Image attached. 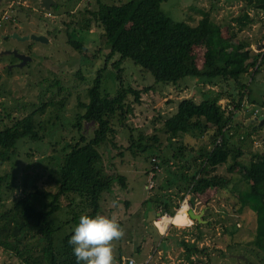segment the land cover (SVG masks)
<instances>
[{
    "label": "rangeland",
    "instance_id": "obj_1",
    "mask_svg": "<svg viewBox=\"0 0 264 264\" xmlns=\"http://www.w3.org/2000/svg\"><path fill=\"white\" fill-rule=\"evenodd\" d=\"M56 1L58 2L56 9L50 8L47 14V11L42 9L38 12L33 11L29 0H0V15L5 12L8 20L12 19L0 24V34L7 35L17 31L32 32L47 38L45 43L29 42L32 61L23 68L11 69L10 73H6L3 64L12 61L13 58L9 54H0V128L3 127L2 125H9L14 118L28 113L32 109L31 103L37 105L46 100L50 95V89L44 91V88L57 76L63 80V83L72 85L70 95L68 94L63 107L58 111V116L61 118L56 120L58 126L60 122H64V119L71 117L76 110L75 93L80 95V99H85L84 87L91 82L96 69L103 63L107 50L101 30L92 20L87 24L84 22L87 17H90L87 11L96 8L94 0ZM124 1L127 0L122 2ZM160 10L173 20H184L192 25L200 18L202 11H209L210 19L223 22L220 29L223 30V36L227 37L230 31L228 27L231 25L229 17L236 15L241 10V6L240 2L235 0H166L160 4ZM27 13L30 14L29 17ZM248 14L252 17V23L235 34V41H242L246 44V48L258 52L261 45L257 50L255 47L259 41L262 43L264 38V10L257 12L248 10ZM36 16L42 18L38 19ZM67 30L75 39H79L82 35L81 49H75L67 42L65 33ZM16 41L4 40L0 43V49L12 46L23 48V43L19 44ZM202 50L200 43L191 48V52L196 55L197 65L202 61ZM117 58L114 56L107 61L100 82L102 96L107 99L119 89L116 81V67H110V62ZM77 68L80 69L84 80H78L72 76ZM117 68L120 70V78L125 86L141 89L144 85L151 84L149 73L129 59L121 61ZM253 78L248 80L250 81L248 94L254 102L245 99V96L243 100L242 97L240 112L234 116L240 122V127H231L229 132L234 135L232 140H235L244 152L264 154V116L261 114L264 113V66L253 75ZM233 88L224 83L210 84L191 79L184 83L168 84L155 91L141 92L137 104L132 102L131 95L126 96L125 102L129 103L131 111L122 121L124 125H120L114 117L112 124L116 131L112 139L115 146L106 145L99 148L101 156L96 163V166L110 177L122 175L124 187L120 188L115 181H112L110 192L102 195L101 236L91 245L82 242V246L86 247L84 253L91 257L87 264H110L109 257L114 256L118 249L122 255V262L133 260L135 264H264V251L258 250L252 243L254 212L246 206L238 210V199L233 195L235 191H231L234 188L233 184L243 189L245 182L248 183L241 169L233 167L227 171L225 166H219L212 180L221 177L222 181L226 179L229 182L227 187L219 189L210 187L206 180H202L204 177L200 179L201 185L193 190L189 183L183 185L184 187L178 183L182 164L186 167L181 170L186 173L191 174L197 170V175L211 177L212 173L209 171H199L200 159L192 160V158L197 155L196 152L201 147L210 148L212 128L189 130L176 137L169 145L167 134L162 127L163 117L174 110L177 101L191 95L195 96L196 101L203 92L209 97L217 96L222 109H231V105L225 106V104L226 100L235 99L238 95V87ZM42 91H44V97L42 96L43 98L39 101V93ZM243 91L245 93V90ZM23 105L25 108H21ZM246 109H249V112L244 111ZM54 113L52 106H46L41 112L35 113L34 119L39 122L48 118L52 119ZM259 115L262 121L257 127V123H260ZM251 124L254 126H250ZM128 126L132 128L134 138L138 134L144 137L155 135L156 145L159 144L158 147L164 150L170 148L171 151L172 148L181 146L182 156L160 166L153 163L160 162L161 158L149 154L145 157V154L139 152L131 154L127 150ZM57 129L58 127L54 132L59 134ZM90 129L89 126L88 130H82L85 137L88 136ZM67 132L68 134H63V137L61 134L64 130H60L59 135L68 142L71 135L69 133L72 132ZM71 136H74V133ZM51 143L53 145L47 147L43 156L34 153V157H31V160L28 159L26 163L19 159L15 160L13 162L15 176L13 181L9 180V183L14 182L20 187L21 183L25 182L29 189L36 183L47 188L48 186L43 185L42 173L52 170L54 162L48 161L46 157L53 156L59 160L62 157L61 141L56 135ZM39 144L40 142H28L24 147L33 152L38 150ZM190 147L194 152L189 151ZM250 154L243 155L241 158L247 160ZM10 165L11 163L2 164L0 173L9 171ZM7 190L2 193L3 208L10 207L11 198L16 197L19 192V188ZM159 197L169 199V209L172 210L169 216L175 219V222L168 223L163 231L155 226L158 214L163 212L161 203H157ZM183 199L188 201V207L194 213L201 212V221L191 219L185 213L179 216L186 208L175 216ZM170 213L168 210L167 214ZM227 228L236 229L230 236ZM29 234L32 237H23L22 241H28L30 252L35 255L40 251V246L32 244L37 241L39 235L35 231ZM228 244L229 246H226ZM185 246L195 250L203 249V253L192 251V249L187 253ZM95 250L100 251L102 256H97ZM107 255L108 257H105ZM0 264H20V261L13 252L3 251L0 248Z\"/></svg>",
    "mask_w": 264,
    "mask_h": 264
},
{
    "label": "trees",
    "instance_id": "obj_2",
    "mask_svg": "<svg viewBox=\"0 0 264 264\" xmlns=\"http://www.w3.org/2000/svg\"><path fill=\"white\" fill-rule=\"evenodd\" d=\"M110 1L94 0L96 8L88 10L90 17L84 20L86 24L92 20L95 26L100 28L107 52L104 54L101 67L96 69L91 82L84 87L85 99H80V95L75 93L77 108L72 116L56 125V120L61 119L58 111L72 90V85L63 83L57 76L44 88V91L50 89V95L46 100L37 105L31 103L32 109L28 113L14 118L9 125H2L0 128V169L2 164L11 163L9 171L0 173V248L13 252L20 264L89 263L91 257L84 253L86 247L82 246V242L91 245L101 236L102 195L110 192L112 181L120 188L124 187L122 175L110 177L97 167L96 163L101 156L99 148L106 145L115 146L112 139L116 131L112 124L114 117L120 125H124L122 121L131 111L129 103L125 102L126 96L131 95L132 102L137 104L141 92L155 91L168 84L174 85L197 79L210 84L224 83L231 88L234 87L233 89L238 87L239 93L235 99L226 100L225 106L231 105V109H222L217 96L209 97L203 92L200 93L198 101L193 95L178 100L174 110L162 116V127L167 134L169 145L176 137L189 130L212 128L210 148L201 147L192 158L200 159L199 171H209L212 173L211 177L199 176L197 170L191 174L186 173L181 170L186 167L182 164L178 183L182 187L189 183L193 190L201 185L200 179L204 177L202 180H206L210 187L219 189L229 184L228 180L222 181L221 177L212 180L219 166H225L227 171L233 167L241 169L248 183L243 180L245 182L243 189L233 184L234 188L231 191H235L233 195L238 199V210L246 206L254 212L252 243L258 250L264 251V154L244 152L235 140H232L234 135L229 132L231 127H240V122L234 116L240 112L242 97L243 100L245 96V99L254 102L248 94L250 91L248 80L264 66V45L263 51L256 52L246 48L242 41H235V34L252 23L248 10L255 12L264 10V0H235L240 2L241 10L229 17L231 25L228 27L230 31L227 37L223 36V30L220 29L223 22L210 19L209 11H202L200 18L192 25L184 20H173L164 14L160 10V4L166 0L124 2L112 0V3ZM57 6L51 8L56 9ZM232 26L235 29H232ZM65 33L67 42L73 48L83 47L82 35L75 39L70 31L67 30ZM199 43L203 50L202 61L197 65L196 55L191 52V48ZM114 56L118 58L110 62V67H116L119 89L107 99L102 96L100 82L107 61ZM124 59L131 60L133 64L149 73L151 84L144 85L141 89L125 86L117 68ZM72 76L84 80L79 68ZM44 91L39 93V101L44 97ZM46 106L53 107L55 113L52 119L36 121L35 113L41 112ZM247 110L249 111V109L244 111ZM252 125L254 126V124L250 126ZM89 126L90 132L85 137L82 130H88ZM57 127L59 134L60 130H64L61 134L63 137V134H68L67 131H71L72 133H69L71 135L74 133V136L70 135L67 142L54 132ZM127 130L129 141L127 150L131 154L139 152L145 154V157L149 154L161 158L160 162L153 163L160 166L182 156L181 146L172 148L171 151L170 148L164 150L158 147L159 144L156 145L155 135L144 137L138 134L134 138L132 128L128 126ZM55 135L61 141L62 157L60 160L53 156L46 157L48 161L54 162L52 170L42 173L43 185L48 187L35 183L29 189L25 182L21 183L20 187L14 182L9 183L15 176L13 162L19 159L26 163L28 159L34 157V153L43 156L47 147L53 145L51 140ZM28 142H40L38 150L33 152L30 149L26 150L24 145ZM189 151L194 152L191 147ZM248 154L250 157L247 160L241 158ZM156 176L157 174L154 179ZM12 188H19L18 195L11 198L10 207L3 208L2 193L7 189L11 191ZM158 202L161 203L164 213L167 214L169 210L171 213L168 215L172 214L168 198L159 197ZM235 229L227 228L230 236ZM31 231L39 235L37 241L32 244L40 246V251L35 255L30 252L28 241H22L23 237H32L29 234ZM185 247L187 253L192 249ZM193 250L203 253V249ZM94 252L97 256H102L100 251ZM119 252L118 249L114 256L109 257L110 264H128L127 261L122 262V255Z\"/></svg>",
    "mask_w": 264,
    "mask_h": 264
},
{
    "label": "flooded vegetation",
    "instance_id": "obj_3",
    "mask_svg": "<svg viewBox=\"0 0 264 264\" xmlns=\"http://www.w3.org/2000/svg\"><path fill=\"white\" fill-rule=\"evenodd\" d=\"M29 1H30L31 5H32V8L34 9L33 11H37L38 12L41 9V8L38 7V0H29ZM55 2H56L55 6L58 5V2L56 0H55ZM42 10H44V9H42ZM47 14H48V11H47ZM27 15H28V17L30 16V14H28V13H27ZM41 16H42V14H41ZM41 16H36V17H38V19H40V18H42ZM33 17H34V14H33ZM21 31H22V28H21ZM16 34L19 35V36H27L28 37L29 35H31L33 33L32 32H23V33L21 32L20 33L19 31H17ZM9 35H10V33L7 34V35L0 34V43H2V41H4V40H10V39L13 40L14 39V38H11ZM34 35H41V34H34ZM14 40H16V39H14ZM28 40H30V41H28ZM32 41L35 42V40H32L30 38H27V39H25L23 41L17 40L16 41L17 43H19V44L20 43L21 44L23 43V48H21V49L18 48L17 46H12V47H9V48L8 47L4 48V49H7V50L15 49L17 53L26 55V56H28V58L25 59V61L22 63L21 66H18L21 63L20 62L21 60L17 59L13 54L10 53L9 55H11V57L13 58V60L12 61H7L6 63H4L3 64V68L6 69L10 73L11 72V69L20 68V67L23 68L26 65H29L30 62L32 61V56H31L32 55V51H30V47L28 45ZM36 42H39V41H36ZM43 43H45V42H43ZM0 50H2V49H0Z\"/></svg>",
    "mask_w": 264,
    "mask_h": 264
},
{
    "label": "water",
    "instance_id": "obj_4",
    "mask_svg": "<svg viewBox=\"0 0 264 264\" xmlns=\"http://www.w3.org/2000/svg\"><path fill=\"white\" fill-rule=\"evenodd\" d=\"M55 5V0H38V7L41 8V9H44V10H49L50 6H54ZM11 38H14L16 40H19V41H23L27 38H30L32 40H35V41H39V42H46V37H44L43 35H34V34H31L29 35L28 37L27 36H19L17 35L15 32H12L10 33L9 35ZM261 41H259V43L256 45L255 47V50H257L259 48V46L261 45ZM13 54L17 59L21 60L20 64L18 66H21L22 63L25 61V59L28 58V56L26 55H23V54H20V53H17L15 49H11V50H7V49H4V50H0V54ZM258 119H259V122L261 123V116H258ZM259 123V124H260ZM187 214L188 216L191 218V219H195L196 221H201L200 220V216H201V212L200 213H194L192 211V209H188L187 211Z\"/></svg>",
    "mask_w": 264,
    "mask_h": 264
},
{
    "label": "bare ground",
    "instance_id": "obj_5",
    "mask_svg": "<svg viewBox=\"0 0 264 264\" xmlns=\"http://www.w3.org/2000/svg\"><path fill=\"white\" fill-rule=\"evenodd\" d=\"M184 208H186V210L183 211V213L179 215V212H180L182 209H184ZM188 209H189V207H188V205H187L186 203H181L180 206H179V209L175 212V214H176L175 216H177V215L181 216V215H183L184 213H185L186 216H187V211H188ZM174 220H175V219L172 218V217H170L169 215H164L160 220L155 221V226L158 228V230L163 231V230L165 229V226H166L168 223L173 224V222H175Z\"/></svg>",
    "mask_w": 264,
    "mask_h": 264
},
{
    "label": "built area",
    "instance_id": "obj_6",
    "mask_svg": "<svg viewBox=\"0 0 264 264\" xmlns=\"http://www.w3.org/2000/svg\"><path fill=\"white\" fill-rule=\"evenodd\" d=\"M7 17L8 16L5 15V12L3 13V15H0V24L2 22L4 23V22H8L9 20H12V19L8 20ZM263 45H264V38H263L261 47L259 48L260 50H258V52L263 51ZM262 115L264 116V113H262ZM181 203H186L188 205V201L185 199H183ZM164 215H168V214L164 213V211L162 212V214H158L157 221L160 220ZM128 264H133V260H129Z\"/></svg>",
    "mask_w": 264,
    "mask_h": 264
},
{
    "label": "crops",
    "instance_id": "obj_7",
    "mask_svg": "<svg viewBox=\"0 0 264 264\" xmlns=\"http://www.w3.org/2000/svg\"><path fill=\"white\" fill-rule=\"evenodd\" d=\"M55 4H56V2H55ZM54 6H55V5H54ZM50 8H51V6H50ZM50 8H49V9H50ZM46 11H47V10H46ZM48 11H49V10H48ZM247 111H248V110H247ZM247 111H246V112H247ZM248 112H249V111H248ZM263 123H264V121H263ZM260 125H261V123H260V124H259V123H257V125H256V126L258 127V126H260Z\"/></svg>",
    "mask_w": 264,
    "mask_h": 264
},
{
    "label": "clouds",
    "instance_id": "obj_8",
    "mask_svg": "<svg viewBox=\"0 0 264 264\" xmlns=\"http://www.w3.org/2000/svg\"><path fill=\"white\" fill-rule=\"evenodd\" d=\"M262 114V113H261ZM259 116H261V115H259Z\"/></svg>",
    "mask_w": 264,
    "mask_h": 264
}]
</instances>
